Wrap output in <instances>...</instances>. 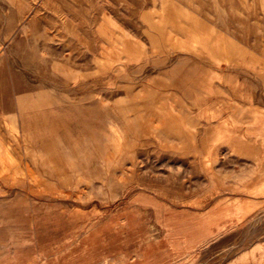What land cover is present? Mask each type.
<instances>
[{
    "label": "rangeland",
    "instance_id": "374dc122",
    "mask_svg": "<svg viewBox=\"0 0 264 264\" xmlns=\"http://www.w3.org/2000/svg\"><path fill=\"white\" fill-rule=\"evenodd\" d=\"M0 81V264H264V0H0Z\"/></svg>",
    "mask_w": 264,
    "mask_h": 264
},
{
    "label": "crops",
    "instance_id": "0c3cea01",
    "mask_svg": "<svg viewBox=\"0 0 264 264\" xmlns=\"http://www.w3.org/2000/svg\"><path fill=\"white\" fill-rule=\"evenodd\" d=\"M8 88H12L15 90V92H17V90L18 91L20 90L21 85H20L19 89H16V85L14 82L9 83V85L6 87V85H4V82L0 81V131L5 130L3 125H5V126L7 125V127H6L7 131H13V130L22 131L23 127H21V126H22L23 121L21 124H19V121H21V119H23V114H22V111L20 110V104H18V101L22 97H20V95L18 96L17 94L13 93L14 99L10 98L11 102H10L9 107L13 106L15 108L13 111H7L5 98L8 97V95L5 94V92L8 91ZM255 122H256L255 124H260L261 126H264V117L262 116L259 119L255 118ZM223 129H225L222 131L223 136L225 138L222 140L220 139V144H219L220 147H230V146H232V143H234L233 146H237V147H240L243 145L242 142H245V140L241 139V137L243 136V134H245V133H243L244 131L247 132L246 129H244V131L238 130L235 127H230L228 129L223 128ZM1 146H6V145L0 144V147ZM210 224H208L207 227ZM212 228L207 229L208 231H210L207 233L208 236L211 233L213 234V232L218 231L217 225L212 224ZM199 229H201V228L199 227ZM204 231L205 230H203V233H204ZM188 237H190V236H188ZM184 238H186V237H184Z\"/></svg>",
    "mask_w": 264,
    "mask_h": 264
}]
</instances>
